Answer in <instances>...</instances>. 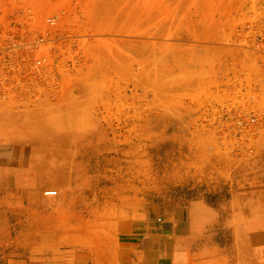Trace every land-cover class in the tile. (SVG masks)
I'll use <instances>...</instances> for the list:
<instances>
[{
  "label": "rangeland",
  "instance_id": "obj_1",
  "mask_svg": "<svg viewBox=\"0 0 264 264\" xmlns=\"http://www.w3.org/2000/svg\"><path fill=\"white\" fill-rule=\"evenodd\" d=\"M181 220L264 264V0H0V264H135Z\"/></svg>",
  "mask_w": 264,
  "mask_h": 264
},
{
  "label": "crops",
  "instance_id": "obj_2",
  "mask_svg": "<svg viewBox=\"0 0 264 264\" xmlns=\"http://www.w3.org/2000/svg\"><path fill=\"white\" fill-rule=\"evenodd\" d=\"M184 223L185 220H181V229L163 228L161 232H155L149 228L145 234L136 233L139 237L129 242L132 261L135 264H218L217 256L205 257L200 249L192 248L195 239L192 244L190 239L197 234L191 231L192 228L187 232ZM51 262L61 263L60 260Z\"/></svg>",
  "mask_w": 264,
  "mask_h": 264
},
{
  "label": "built area",
  "instance_id": "obj_3",
  "mask_svg": "<svg viewBox=\"0 0 264 264\" xmlns=\"http://www.w3.org/2000/svg\"><path fill=\"white\" fill-rule=\"evenodd\" d=\"M57 193H54V194H50L49 196H55Z\"/></svg>",
  "mask_w": 264,
  "mask_h": 264
}]
</instances>
